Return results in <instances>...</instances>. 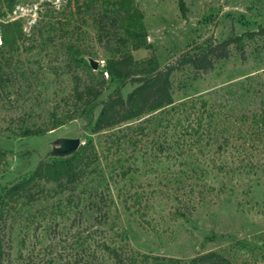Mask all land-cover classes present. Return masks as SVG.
<instances>
[{"label": "rangeland", "instance_id": "obj_1", "mask_svg": "<svg viewBox=\"0 0 264 264\" xmlns=\"http://www.w3.org/2000/svg\"><path fill=\"white\" fill-rule=\"evenodd\" d=\"M82 1L0 0V46L2 21H16L23 32L14 50L0 51V146L8 151L0 192L58 156L60 138L93 140L101 152L98 171L76 189L81 205L69 207L66 194L48 184L39 201L12 211L5 264L20 252L19 264H115L105 246L125 256L191 260L217 251L234 264H264V131L252 120L264 115V32L245 38V57L233 51L199 76L189 68L176 72L175 101L187 103L109 150L118 129L87 131L74 89L96 82L109 56L105 45L120 40L112 32L100 38ZM135 2L151 44L133 50L138 60L155 55L167 64L209 38L264 28V0H184V9L180 0ZM133 88L128 84L124 95ZM38 129L47 131L31 134ZM135 192L142 193L136 206L144 216L132 207Z\"/></svg>", "mask_w": 264, "mask_h": 264}, {"label": "trees", "instance_id": "obj_2", "mask_svg": "<svg viewBox=\"0 0 264 264\" xmlns=\"http://www.w3.org/2000/svg\"><path fill=\"white\" fill-rule=\"evenodd\" d=\"M76 2L79 4L80 0ZM180 5L182 9L185 8L184 0H180ZM82 6L87 13L94 15L100 38L112 32L120 40L105 45L109 56L96 82L91 81L83 85L78 82L74 89L76 104L80 109V116L85 120L87 131L98 134L118 129L109 135L111 139V144L107 147L109 150L113 149L115 143L121 147L122 141L127 138L132 141L135 135H145L150 123L158 120L159 125L162 124L163 118H167L171 111L187 103L177 105L175 101L176 72L189 68L195 76H199L213 70L221 60L228 59L233 51H238L245 57V38L253 39L264 32L263 28L260 31L245 32L223 40L209 38L204 43L183 52L170 63L162 64L155 55L138 60L133 54V50L151 47L144 13L135 0H83ZM10 10H13V5L10 6ZM1 28L0 51L14 50L23 35L22 29L16 21H2ZM127 42H130L131 46H127ZM128 84L134 85V88L124 95L123 90ZM110 88L113 89L110 95L102 100V94ZM99 107L101 109L96 116ZM252 120L264 131L263 114H254ZM58 125L54 124L51 129ZM46 131L47 129H38L31 134L40 135ZM7 155L8 151L0 146V162L5 161ZM100 158L101 152L97 145L93 140H89L82 143L72 154L54 156L49 161L41 160L33 170L1 187L0 264L11 262V244L7 238L6 227L12 211L17 207L39 201L49 191L48 184L55 185V193L66 194V205L71 207L77 202L79 206L82 196L76 194V189L85 178L98 171ZM121 173L126 176L129 170L122 168ZM142 199V193L135 192L132 207L139 216L144 215L140 213L141 208H137L136 204H141ZM99 203V200H91L89 204L99 210L101 209ZM105 247L115 264H234L229 257L217 251H207L191 260H183L139 252L125 256L115 246ZM22 257L23 254L20 252L17 260ZM19 260L13 264H19Z\"/></svg>", "mask_w": 264, "mask_h": 264}, {"label": "water", "instance_id": "obj_3", "mask_svg": "<svg viewBox=\"0 0 264 264\" xmlns=\"http://www.w3.org/2000/svg\"><path fill=\"white\" fill-rule=\"evenodd\" d=\"M58 144L60 145L56 149L57 155H68L75 152L80 145L82 144V141L80 138H60L58 139Z\"/></svg>", "mask_w": 264, "mask_h": 264}]
</instances>
